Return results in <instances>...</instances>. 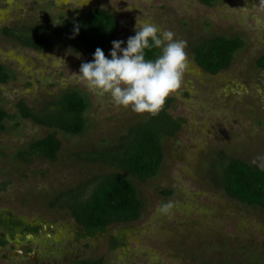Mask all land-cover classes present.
<instances>
[{
	"label": "rangeland",
	"instance_id": "374dc122",
	"mask_svg": "<svg viewBox=\"0 0 264 264\" xmlns=\"http://www.w3.org/2000/svg\"><path fill=\"white\" fill-rule=\"evenodd\" d=\"M94 6L117 19L111 41H126L137 21H147L186 41L188 62L181 87L166 98V112L179 127L162 138L159 172L134 179L142 203L139 218L83 238L64 194L89 195L101 176L116 170L99 154L119 148L129 129L152 114L116 107L74 77L81 63L93 58L77 33L51 35L45 48L21 39L37 25L59 26L78 8ZM213 35L240 36L244 45L227 68L209 73L195 61L193 47ZM110 48L111 42L103 48L106 56ZM261 56L264 0L212 5L201 0H0V65L11 75L0 82V106L14 113L16 102L23 101L37 113L53 112L65 90H79L89 101L87 127L79 134L58 130L61 146L52 159L21 154L51 128L18 117L5 121L6 130L0 131V239L11 241L0 248V264H61L76 257L102 264H264V208L234 200L220 181V167L230 158L264 168ZM168 203L172 206L162 212ZM31 228L30 241L14 239ZM112 237L120 239L116 247Z\"/></svg>",
	"mask_w": 264,
	"mask_h": 264
},
{
	"label": "trees",
	"instance_id": "16d2710c",
	"mask_svg": "<svg viewBox=\"0 0 264 264\" xmlns=\"http://www.w3.org/2000/svg\"><path fill=\"white\" fill-rule=\"evenodd\" d=\"M212 5L218 0H201ZM79 29L78 32L75 29ZM37 36L28 37L22 43L34 48L51 45L50 32L58 36L77 33L84 51L92 54L97 47L105 48L118 31L116 17L107 9L93 7L84 9L79 16L73 17L62 26L37 25ZM244 45L240 36L213 35L196 43L193 55L196 62L206 71L216 73L227 68L234 54ZM154 49L147 53L153 58ZM264 67V56L257 60ZM11 78L10 72L0 65V82ZM55 111L36 113L24 102H18L14 113L0 106V131L6 130L5 121L13 117L31 119L33 122L49 127L51 132L31 141L21 154L39 153L47 158H55L61 146L57 137L58 130L79 134L87 127L85 111L89 101L79 90H65L58 97ZM168 99L162 109L144 122L129 129L119 148L100 153L98 158L114 166L116 170L101 176L91 193L87 196L67 192L65 201L69 213L82 226L83 233L93 236L103 232L110 223H124L139 218L142 203L134 179L144 180L158 174L162 158V138L172 134L179 127V121L166 112ZM221 168V184L228 196L245 205L264 208V168L248 164L240 158L224 160ZM2 243V242H0ZM118 243L112 241V246ZM67 264H101L99 259L84 258L72 260Z\"/></svg>",
	"mask_w": 264,
	"mask_h": 264
},
{
	"label": "clouds",
	"instance_id": "9594fccd",
	"mask_svg": "<svg viewBox=\"0 0 264 264\" xmlns=\"http://www.w3.org/2000/svg\"><path fill=\"white\" fill-rule=\"evenodd\" d=\"M185 48L186 41L176 38L171 30L161 31L153 23L137 21L134 34L126 41H111L107 56L97 47L93 58L82 62L73 74L114 106L155 115L182 85L188 62ZM154 49L159 51L148 58L147 53ZM171 206L165 204L161 211L167 212Z\"/></svg>",
	"mask_w": 264,
	"mask_h": 264
},
{
	"label": "flooded vegetation",
	"instance_id": "af4514ba",
	"mask_svg": "<svg viewBox=\"0 0 264 264\" xmlns=\"http://www.w3.org/2000/svg\"><path fill=\"white\" fill-rule=\"evenodd\" d=\"M94 7H98V6H94ZM91 8H93V7H91ZM88 9V8H87ZM82 11V9H79L78 8V10H76V14L74 15V16H72L71 18H73V17H77V16H79V14H80V12ZM109 11V10H108ZM110 12V11H109ZM111 13V12H110ZM113 14V13H112ZM114 15V14H113ZM71 18H69V19H67V20H65V22H67L68 20H70ZM118 23V22H117ZM47 25V24H46ZM63 24H61V25H59V26H57V27H60V26H62ZM53 26H56V25H53ZM30 33L29 34H27L26 33V36L24 37V39L25 38H28V37H35V36H37V33H38V31L37 30H34V29H30ZM13 33V32H12ZM50 34V36L51 35H55L53 32H50L49 33ZM13 35L14 36H16L14 33H13ZM56 37H63V36H58V35H55ZM21 40H23V39H21ZM24 41V40H23ZM26 45V44H25ZM27 46H29V45H27ZM196 61V60H195ZM198 64V63H197ZM199 65V64H198ZM200 66V65H199ZM201 67V66H200ZM202 68V67H201ZM203 69V68H202ZM223 70V69H222ZM206 71V70H205ZM208 72V71H207ZM210 73V72H209ZM18 102H20V101H18ZM18 102H16V105L18 104ZM21 102H23V101H21ZM26 105V104H25ZM27 106V105H26ZM28 107V106H27ZM29 108V107H28ZM15 109H16V106H15ZM34 111V110H33ZM35 112V111H34ZM37 113V112H36ZM29 120H31V119H29ZM74 219V218H73ZM76 222V221H75ZM77 223V222H76ZM113 224H116V223H110V224H108L107 226H106V229H105V231L111 226V225H113ZM77 225H79L78 223H77ZM34 226H36L35 224H34ZM80 227H81V231H80V233L81 234H83V238H90V237H94V236H96V235H99V234H103L105 231H103V232H97L95 235H93V236H88V235H85L84 233H83V228H82V226L81 225H79ZM35 230L34 229H29L28 231H21L20 233H15L14 234V239H16V238H21V237H23L24 238V241H27V240H31L32 239V237H33V232H34ZM31 235V236H30ZM113 238V240H115V242L116 241H118V243H115V245L114 246H112V247H116L117 245H119V240L120 239H115V237H112ZM112 240V241H113ZM11 240H10V238L8 237V236H5L4 237V239L3 240H1L0 239V242H2V243H0V248L1 247H4L5 246V244L6 243H9ZM17 251H18V253L19 254H21L22 256H24V257H29V258H33V253H30V252H25L24 253V251H22L21 249H17ZM73 260H76V261H78V260H80V258H78V257H76V258H74ZM72 261V260H71ZM71 261H67V262H63V263H61V264H67V263H69V262H71ZM102 264V263H101Z\"/></svg>",
	"mask_w": 264,
	"mask_h": 264
},
{
	"label": "bare ground",
	"instance_id": "6f19581e",
	"mask_svg": "<svg viewBox=\"0 0 264 264\" xmlns=\"http://www.w3.org/2000/svg\"><path fill=\"white\" fill-rule=\"evenodd\" d=\"M31 236V235H30Z\"/></svg>",
	"mask_w": 264,
	"mask_h": 264
}]
</instances>
